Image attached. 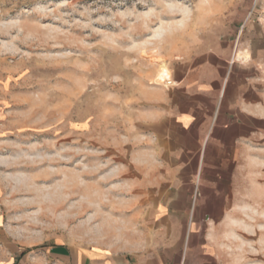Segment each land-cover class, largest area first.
<instances>
[{"label":"rangeland","instance_id":"374dc122","mask_svg":"<svg viewBox=\"0 0 264 264\" xmlns=\"http://www.w3.org/2000/svg\"><path fill=\"white\" fill-rule=\"evenodd\" d=\"M224 106L251 124L247 153L209 175L192 153L174 173L171 152L165 175L168 113L217 120ZM166 190L188 206L155 209ZM154 219H192L198 264L202 233L232 219L237 264H264V0H0V264L145 251Z\"/></svg>","mask_w":264,"mask_h":264},{"label":"crops","instance_id":"0c3cea01","mask_svg":"<svg viewBox=\"0 0 264 264\" xmlns=\"http://www.w3.org/2000/svg\"><path fill=\"white\" fill-rule=\"evenodd\" d=\"M204 92L206 96H210L206 89ZM223 98L224 93L221 88L218 93V103L221 104ZM222 110L225 113L217 120L214 119V114L209 117L205 115L204 119L192 120L193 114L188 111L175 115L168 113V119L156 139L159 151L162 150L164 154L165 175L168 176L171 152L180 154V158L174 157L176 160L179 159L177 162L179 166L174 168V173L181 169H190L189 159L192 153L196 160L197 174H201V170H205L209 175L211 174L207 171L212 170H214L212 173L217 175L229 174L228 170L233 167L235 157H242L247 153V148H251L252 127L247 120L231 119L229 107L224 106ZM242 110L247 112L246 107ZM174 205L188 206V201L168 200V190H166L164 198L156 201L153 207L168 209ZM229 205L222 204L225 207ZM206 220L209 219H200L201 222L208 224ZM154 221L159 227L155 225L154 242L150 243L145 251L103 249L92 246L82 249L50 248L47 254L51 261L48 264H198L193 259H187L185 253L187 237L184 235V229L189 228L192 219H154ZM231 222L232 219H215L212 231L202 233L203 241L212 242V247L205 249V254L202 256L207 259L208 264H237L236 254L232 251L231 245L232 236H236L234 228L229 226ZM221 241L227 242L222 244ZM221 244L225 248L222 249Z\"/></svg>","mask_w":264,"mask_h":264},{"label":"bare ground","instance_id":"6f19581e","mask_svg":"<svg viewBox=\"0 0 264 264\" xmlns=\"http://www.w3.org/2000/svg\"><path fill=\"white\" fill-rule=\"evenodd\" d=\"M170 78L169 70L164 64L160 65L156 80L165 83Z\"/></svg>","mask_w":264,"mask_h":264}]
</instances>
